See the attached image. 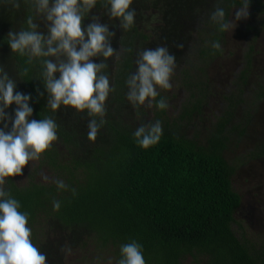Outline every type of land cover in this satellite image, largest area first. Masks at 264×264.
<instances>
[{
  "label": "trees",
  "instance_id": "16d2710c",
  "mask_svg": "<svg viewBox=\"0 0 264 264\" xmlns=\"http://www.w3.org/2000/svg\"><path fill=\"white\" fill-rule=\"evenodd\" d=\"M81 1L115 11L122 53L114 69L100 53L91 81H111V102L81 101L84 118L76 122L58 116L50 71L58 41L47 43L36 33L34 11L28 9L16 37H3L22 89L24 125L14 150L0 156V264H36L48 250L41 238L54 227L94 238L116 264H264V244L233 230L241 197L232 184L235 169L221 155L223 143L213 140L205 149L169 127L140 130L126 123L121 108L146 36L122 3ZM225 1L264 13V0ZM201 54L221 52L204 47ZM31 149L54 172L52 183L16 184L15 165Z\"/></svg>",
  "mask_w": 264,
  "mask_h": 264
},
{
  "label": "rangeland",
  "instance_id": "374dc122",
  "mask_svg": "<svg viewBox=\"0 0 264 264\" xmlns=\"http://www.w3.org/2000/svg\"><path fill=\"white\" fill-rule=\"evenodd\" d=\"M114 3L127 8L131 22L146 36L134 58L121 118L140 130L169 127L205 149L220 140L241 197L233 230L240 239L263 245L264 13L225 0ZM83 6L81 0H0V156L14 150V137L24 125L22 89L3 37L17 36L28 9L35 13L36 33L47 43L58 41L50 51V71L60 120L70 124L84 118L81 101L111 102V81L95 86L91 80L101 52L114 69L122 53L121 24L111 7ZM204 47H217L221 54L203 57ZM31 178L55 180L33 149L16 163L14 174L20 186ZM2 182L0 167V187ZM46 237L41 241L47 239V254L36 264H116L92 237L58 227Z\"/></svg>",
  "mask_w": 264,
  "mask_h": 264
}]
</instances>
